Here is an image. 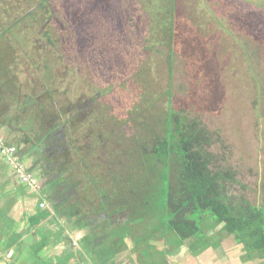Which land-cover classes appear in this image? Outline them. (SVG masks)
I'll list each match as a JSON object with an SVG mask.
<instances>
[{
    "label": "rangeland",
    "instance_id": "obj_1",
    "mask_svg": "<svg viewBox=\"0 0 264 264\" xmlns=\"http://www.w3.org/2000/svg\"><path fill=\"white\" fill-rule=\"evenodd\" d=\"M31 1L0 3V35H4L0 38V59L4 61L0 105L4 99L9 118L18 115L14 129L0 133L19 148L22 162L30 159L28 153L38 151L32 144H41L45 150L49 127L58 125L64 113H80L81 101L92 98L106 115L122 114L115 138L124 149L116 152L118 165L108 171L116 173L115 185L104 189L101 186L111 183L110 179L97 185L86 181L85 169L77 164L81 169L74 179L81 176L82 194L109 203L117 188L125 194H141L147 209L138 222L137 210H131L132 235L142 239L144 233L149 234V240L158 241V248H165L166 237L161 234L167 236L171 230L164 214V164L156 166L151 153L142 157L145 164L138 156L145 147L151 150L154 137L165 135L172 109L198 119L213 134L209 150L215 155V164L236 171L235 180L227 185L234 200L244 197L253 205L264 204V0H175V26L169 33L163 29V14L150 13L151 0H77L73 20L28 17L13 25L32 7ZM17 7L21 8L14 12ZM161 8L160 3L154 10ZM46 30L50 36L39 35ZM122 77L126 81L120 83ZM2 85L9 86L2 90ZM35 95L41 97L31 99ZM65 101L71 104L70 110L63 111ZM92 106L82 105L80 111L96 114L98 106ZM87 125L71 138L79 143L87 140ZM127 150L130 160L120 154ZM91 158L95 161L94 154ZM7 163L0 154V171L10 181L13 177ZM101 171L99 168L98 173ZM114 204L115 209L121 206ZM29 205L22 202L26 211ZM140 205L145 206L143 201ZM200 214L205 215L200 219L203 229H220L214 234L218 240L230 236L242 244L235 234H224L223 224L216 225L210 212ZM134 224L139 225L134 228ZM177 240L172 236V244H178ZM6 242L0 237V258L5 262L10 260ZM239 246L244 249L243 244ZM244 251V258L248 254L252 259L261 257L259 250Z\"/></svg>",
    "mask_w": 264,
    "mask_h": 264
},
{
    "label": "crops",
    "instance_id": "obj_2",
    "mask_svg": "<svg viewBox=\"0 0 264 264\" xmlns=\"http://www.w3.org/2000/svg\"><path fill=\"white\" fill-rule=\"evenodd\" d=\"M7 107L3 99L0 131L6 134L18 122V115L9 118ZM51 152L33 151L28 153L32 161L23 160L40 180L44 197L33 193L13 175L12 180H6L5 173L0 171V237L3 241L5 235H11L10 264H264L262 257L244 258L245 251L239 246L242 244L233 237L218 240L214 234L220 229L208 228L206 233L212 243L206 248L203 245L197 253L191 242L174 245L166 236L165 248H158V241L152 242L153 238L149 240V234L144 233L142 239L149 240L146 245L141 237L132 235L131 212L124 200L119 208L109 209L112 199L109 203L103 198L82 194L84 184L74 179L75 176L70 177ZM41 198L48 203L45 208L40 207ZM22 202L30 204L27 211L22 208ZM137 214V222L143 220L139 219L143 214ZM118 227L121 229L116 232ZM138 245L144 246L135 252ZM148 248L154 253L148 252ZM0 264L8 261L2 260Z\"/></svg>",
    "mask_w": 264,
    "mask_h": 264
},
{
    "label": "trees",
    "instance_id": "obj_3",
    "mask_svg": "<svg viewBox=\"0 0 264 264\" xmlns=\"http://www.w3.org/2000/svg\"><path fill=\"white\" fill-rule=\"evenodd\" d=\"M21 1L27 0H19V2ZM33 1L29 5L32 7L28 8L24 15L19 16L13 25L28 17H34L36 21L38 18L48 20L51 17L58 21L63 18L73 20L71 15L75 10L74 4L77 0ZM174 1L161 0L158 2V0H151L149 5L150 13L163 14V29L167 33H169L170 28L175 26ZM2 2L13 3L15 0H0V3ZM160 3L162 8L155 11L154 7ZM20 8L17 7L14 12H18ZM11 17L13 18V16ZM10 29L11 27L4 34L10 32ZM46 34L51 35L48 30L46 33L39 32L40 36ZM1 37L4 35H0ZM3 64L4 61L1 60L0 67ZM3 70L1 69L2 74L4 73ZM125 81L126 79L122 77L120 83ZM2 86L7 88L9 85ZM40 97L41 95H35L31 99L36 100ZM21 108H25L24 102H22ZM213 142V134L202 126L198 119L191 120L171 109L167 117L165 135L154 137L151 150L147 147L143 150L145 153H151L164 164L162 183L163 192L167 196L164 214H167V225L171 232L167 236L164 234L163 236H166L168 240H172V236H175L178 239V244H183L189 240L196 248L194 251L199 252L203 245L206 248L212 243L205 232L208 228L203 229L200 225V219L205 217L200 213L210 212L215 217L216 225L223 224V230L235 234V238L241 241L244 249L248 251L259 250L261 254L258 255L264 258V204L262 206L253 205L244 197L237 201L234 200L227 185L235 180L236 171L217 167L215 155L209 150ZM40 147L39 144L35 146L38 151ZM42 200L43 198L39 201ZM138 213L141 214L140 211ZM16 235L19 234L16 233ZM142 240L145 242L146 238ZM205 240H208L205 242L206 245L204 244ZM247 256L252 258L251 254Z\"/></svg>",
    "mask_w": 264,
    "mask_h": 264
},
{
    "label": "flooded vegetation",
    "instance_id": "obj_4",
    "mask_svg": "<svg viewBox=\"0 0 264 264\" xmlns=\"http://www.w3.org/2000/svg\"><path fill=\"white\" fill-rule=\"evenodd\" d=\"M81 102L82 103L79 104V106L77 107L79 109L78 112L80 113H77L75 115L70 113H64L65 117L59 120L58 125L52 128L51 126L49 127V130L47 132L48 136L47 139L45 140L44 147L48 151L51 150L53 152L51 156L56 158V161L61 165V167L64 168V171H66L68 175L72 178L73 176L76 175V172L80 171L81 169L80 167L78 168L76 167L77 164L79 166L81 165V167L85 169L86 172L84 178L86 181L92 180V182L97 185L100 183H106V179L107 180L110 179L111 183H106L103 184V186H101L102 188L105 189L106 186L110 187L111 184L115 185L117 181L116 173L109 172L111 173L109 174L108 171H113L114 168L118 165V161L115 160V156H117L118 158L120 156L116 155V152L118 150L120 151L121 149H124V146L120 144L121 142L119 140H116L115 138V135L118 132H120L119 130H116L115 127L118 126L117 125L118 117L121 116L122 114H119L118 116L115 114L106 115L101 111L100 106L96 104V100L92 98ZM82 105L83 106L91 105V107H93L92 105L98 106V108H96L95 110L97 111V113L89 114V115L85 113L82 114V112L80 111ZM70 107L71 104L67 103V101L63 103V111L70 110ZM25 108H26V104H25ZM107 117H111L112 121ZM69 118H72V120H70ZM83 120L84 122L81 123ZM126 121L129 122L127 118ZM93 123L96 125H93ZM83 125L84 126L87 125V132L84 134L85 139L87 140H84V142L79 143V141H75L71 137L77 131L78 132L81 131L83 129ZM106 128L108 129V131H105ZM104 132H106V134H104ZM112 138H114V141H112ZM110 141L113 143L112 145H109ZM33 145L34 144H32V147H35ZM39 146H41V144H39ZM142 148L144 149V145L142 146ZM40 150H42V146L40 147ZM92 154H94L95 161L93 160V158H91ZM120 154H122L123 157L128 156L130 160L129 150H127L126 152H120ZM142 157H147L146 153L143 150L139 152L138 159L141 161L140 163L143 162L145 164ZM153 163L157 166L161 162L158 161L156 158V160L153 161ZM98 167L101 168L102 170L100 173H98L99 171ZM11 175H13L16 178L15 174L12 172V169H11ZM77 178H81V176L80 177L77 176ZM102 188L101 190H103ZM140 188L141 187H139V191ZM41 190H42V186H41ZM142 192H144V189L142 190ZM113 193H114L113 195L114 200L113 199L112 200L114 207H115L114 202L121 203V201L124 200L127 209H129L130 212L131 210L134 211L137 210L136 213H138L139 211L141 213H143V211H146V203L145 200L141 199V194L139 193L137 194V192L136 194H133L132 192L125 194L122 193L120 190H118V188L116 189V191H113ZM142 201L145 204V206L140 205ZM119 207L120 205L117 208ZM7 235H5V237L2 240L7 241L5 245L7 247V250H10L11 248L10 243L12 242V239H11V235L9 234ZM8 264H10V261L8 262Z\"/></svg>",
    "mask_w": 264,
    "mask_h": 264
},
{
    "label": "built area",
    "instance_id": "obj_5",
    "mask_svg": "<svg viewBox=\"0 0 264 264\" xmlns=\"http://www.w3.org/2000/svg\"><path fill=\"white\" fill-rule=\"evenodd\" d=\"M0 154L3 155L9 166L12 169V172L15 174L16 178L27 185L28 188L36 194L41 195V184L38 177L30 171L24 162L20 159L21 155L19 154V149L16 145L10 144L5 140L3 135L0 133ZM47 206L46 199H43L40 202V207L45 208Z\"/></svg>",
    "mask_w": 264,
    "mask_h": 264
}]
</instances>
